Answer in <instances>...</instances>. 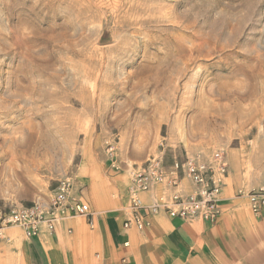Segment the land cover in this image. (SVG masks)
Instances as JSON below:
<instances>
[{
    "label": "rangeland",
    "instance_id": "obj_1",
    "mask_svg": "<svg viewBox=\"0 0 264 264\" xmlns=\"http://www.w3.org/2000/svg\"><path fill=\"white\" fill-rule=\"evenodd\" d=\"M162 144L263 176L264 0H0V208Z\"/></svg>",
    "mask_w": 264,
    "mask_h": 264
},
{
    "label": "crops",
    "instance_id": "obj_2",
    "mask_svg": "<svg viewBox=\"0 0 264 264\" xmlns=\"http://www.w3.org/2000/svg\"><path fill=\"white\" fill-rule=\"evenodd\" d=\"M148 151L141 157L116 154L118 171L108 156L107 165L102 167L104 172L90 175L84 195L91 211L89 219H63L53 230L43 226L41 234L33 238L18 227L4 229L0 234V264H264V215L255 218L248 199L239 194L257 188L263 176H247L231 164L230 155L218 222L173 219L162 209L149 218L144 229L126 227L133 218L131 173L158 154L156 148ZM185 154L197 156L171 144L164 162L167 167L172 166ZM204 158L206 163L216 164L215 160ZM98 181L104 183L98 186ZM196 190L189 178L181 177L177 189L159 185L140 194V198L143 205L149 206L169 203L175 192L189 195ZM51 195L42 202L48 203Z\"/></svg>",
    "mask_w": 264,
    "mask_h": 264
},
{
    "label": "built area",
    "instance_id": "obj_3",
    "mask_svg": "<svg viewBox=\"0 0 264 264\" xmlns=\"http://www.w3.org/2000/svg\"><path fill=\"white\" fill-rule=\"evenodd\" d=\"M162 152L148 160L143 166L135 168L131 173L129 193L132 198L133 218L128 220L126 227L135 226L142 230L149 225V218L158 214L162 209L173 219L192 222L205 219L211 223L218 222L221 216L220 201L227 177V165L221 154L215 155V165L202 161L198 156L185 154L184 159L176 160L167 167L165 145ZM112 167L119 170L116 161L115 147L108 150ZM182 178H189L197 190L189 195L175 192L169 203L155 202L149 206L143 205L140 194L149 192L153 187L166 185L177 189ZM74 185L70 179L59 181L52 191L48 203L37 202L31 206L3 209L0 208V233L8 227L22 229L29 238L41 234L42 227L53 230L55 225L69 217H91L89 204L84 195L73 194ZM250 205L253 216L261 219L264 215V175L257 188L240 191Z\"/></svg>",
    "mask_w": 264,
    "mask_h": 264
}]
</instances>
